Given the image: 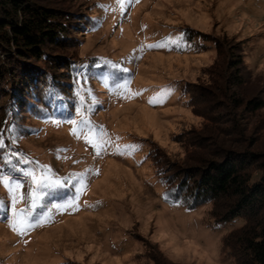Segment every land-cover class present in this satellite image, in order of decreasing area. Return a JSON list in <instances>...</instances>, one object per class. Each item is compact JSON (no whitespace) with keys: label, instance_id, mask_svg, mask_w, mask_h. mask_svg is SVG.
Masks as SVG:
<instances>
[{"label":"rangeland","instance_id":"rangeland-1","mask_svg":"<svg viewBox=\"0 0 264 264\" xmlns=\"http://www.w3.org/2000/svg\"><path fill=\"white\" fill-rule=\"evenodd\" d=\"M97 1L98 28L79 51L85 64L95 59L91 85L80 90L83 109L68 122L31 123L17 154L28 161L23 180L6 175L21 185L18 202L0 184V264H235L221 246L241 221L216 225L208 205L167 203L149 153L162 156L166 174L206 170L194 162L211 158L209 130L224 127L213 119L227 111L215 89L213 39L242 47L247 93L264 100V0H124L122 9ZM183 88L193 93L192 107ZM247 117L241 142L224 147L264 152V108ZM33 193L28 215L36 226L19 235L12 225Z\"/></svg>","mask_w":264,"mask_h":264},{"label":"trees","instance_id":"trees-1","mask_svg":"<svg viewBox=\"0 0 264 264\" xmlns=\"http://www.w3.org/2000/svg\"><path fill=\"white\" fill-rule=\"evenodd\" d=\"M98 7L97 0H0V139L4 145L0 175L23 180L17 154L24 151L20 141L31 135L33 121L68 122L83 109L80 90L84 84L91 85L95 59L85 64L79 51L83 37L98 28ZM213 43L220 70L212 75L220 82L215 87L225 103L220 108L227 111L226 117L213 119L224 127L209 130L215 147L211 158L194 162L206 170L166 174L162 156L154 149L149 156L167 203L190 210L208 205L216 225L229 227L241 221L222 239V252L235 264H264V152L224 147L241 142L247 116L262 110L264 100L247 93L251 77L242 47L216 39ZM183 89L186 104L192 107L193 93ZM194 144L196 149L203 146L200 141ZM2 206L0 199V218L5 215Z\"/></svg>","mask_w":264,"mask_h":264},{"label":"snow or ice","instance_id":"snow-or-ice-1","mask_svg":"<svg viewBox=\"0 0 264 264\" xmlns=\"http://www.w3.org/2000/svg\"><path fill=\"white\" fill-rule=\"evenodd\" d=\"M136 2H139V0H136ZM116 4L122 9L124 6V0H116ZM100 7H104L105 10L108 11L111 6L100 5ZM82 122L87 123L83 119H82ZM73 123H75V121H73ZM93 146L95 147L96 145L94 144ZM3 147H4L3 141H2V139H0V148H3ZM132 150L136 151L138 149L136 148V146H132ZM97 154H99V153H97ZM20 163L26 164V163H28V161L26 159H22L20 161ZM24 174L26 176H30L32 178V181L34 184H38V181L32 172L25 170ZM0 184H2L6 189L9 190V192L11 194H13L14 202H18V199H17L15 193L17 192V190L20 189L21 185L19 183H15V184L10 183L9 177L6 175H0ZM19 199H23V197H20ZM37 199H38V197H36V195L34 193L31 194V196H30L31 204L27 210V213L24 210H21L20 216L17 217L16 220L14 221L12 228L19 235H26L28 233V230H30L32 227L36 226L35 222L30 220L28 213H30L31 210L37 206Z\"/></svg>","mask_w":264,"mask_h":264}]
</instances>
